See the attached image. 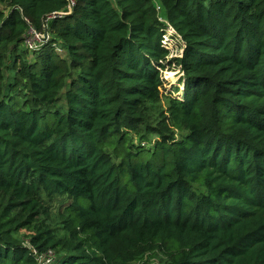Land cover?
<instances>
[{
  "label": "trees",
  "instance_id": "obj_1",
  "mask_svg": "<svg viewBox=\"0 0 264 264\" xmlns=\"http://www.w3.org/2000/svg\"><path fill=\"white\" fill-rule=\"evenodd\" d=\"M167 27L180 95L150 126ZM50 252L264 264V0H0V264Z\"/></svg>",
  "mask_w": 264,
  "mask_h": 264
},
{
  "label": "rangeland",
  "instance_id": "obj_2",
  "mask_svg": "<svg viewBox=\"0 0 264 264\" xmlns=\"http://www.w3.org/2000/svg\"><path fill=\"white\" fill-rule=\"evenodd\" d=\"M2 8V7H1ZM166 34L163 36V43L169 50V57L168 61L171 63L173 59L180 58L182 49H181V41L179 38L175 37V34L171 30V28H166ZM173 36V37H171ZM36 36L34 31L30 32L27 39L25 48L29 50V44L34 43ZM174 38V39H173ZM58 53H61L58 50ZM64 54V53H63ZM165 68L161 72V77L163 79V87L160 89V100L156 104H147L145 107V113L148 116V122L150 126L156 125L158 122L161 121L160 113H165L166 108L168 105V101L170 96L179 98L180 95V85L179 82L181 80L182 74L180 73L179 68H176L174 64L164 63ZM178 90V92L176 91ZM156 136H149V139L154 140ZM137 139H134V143H138ZM42 201L44 203V208L46 209V213L41 214L39 217L36 218V224H43L50 228L51 232L56 236L60 237L63 236V226L61 223V217L63 208L67 205L64 202V198H49L45 195L42 196ZM65 204V205H64ZM34 233L31 228L21 229L18 234L17 238L24 244L25 247H29V237ZM60 254L55 252H50L48 256H41L38 258V264H54L55 259ZM50 262L48 263V261ZM161 260V261H160ZM163 259L161 256H152V255H145L143 260L139 264H162Z\"/></svg>",
  "mask_w": 264,
  "mask_h": 264
},
{
  "label": "built area",
  "instance_id": "obj_3",
  "mask_svg": "<svg viewBox=\"0 0 264 264\" xmlns=\"http://www.w3.org/2000/svg\"><path fill=\"white\" fill-rule=\"evenodd\" d=\"M35 33V32H34ZM35 36H36V38H35V40L34 41H39L41 38H43V36H41V35H39V34H37V33H35ZM33 41V42H34ZM29 49H32L33 47H34V43H32V44H29ZM50 262V260L48 261V263Z\"/></svg>",
  "mask_w": 264,
  "mask_h": 264
}]
</instances>
